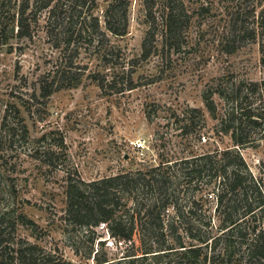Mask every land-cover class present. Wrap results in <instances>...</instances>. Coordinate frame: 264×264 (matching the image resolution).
<instances>
[{
  "label": "rangeland",
  "instance_id": "obj_1",
  "mask_svg": "<svg viewBox=\"0 0 264 264\" xmlns=\"http://www.w3.org/2000/svg\"><path fill=\"white\" fill-rule=\"evenodd\" d=\"M8 1L11 10L22 2ZM114 1L99 0L94 11L109 43H85L78 57L86 76L99 74L110 86L105 91L85 76L75 88L59 91L48 100L39 97L42 77L59 58L46 33V12L37 14L31 37L13 38L0 46V215L17 218L22 214L33 222L17 223L15 234L7 226L1 238L10 244L13 238L28 241L72 264L93 262L75 255L76 245H88L85 232L67 228L64 221L67 172L76 170L91 182L148 172L159 164L230 147L229 137L218 134L224 103L214 96L218 117L213 119L203 102L204 91L230 77L237 82L264 81L259 43L232 54L223 51L230 2L185 0L192 19L184 31L182 51L177 53L165 47L166 0H130L129 27L123 36H114L105 27V11ZM206 7L210 13L203 11ZM154 23L158 33L152 53L143 58V43ZM129 81L134 89H126ZM190 108L205 115L192 120ZM24 127L29 130V143ZM247 132L254 138L261 136L258 128ZM61 138L66 149L54 146ZM138 141H144V150L134 148ZM51 150L55 155L49 154ZM242 155L264 190V140L242 150ZM205 189L195 197L201 203L199 209L212 219V225L219 226L216 198L209 196L216 192L214 184ZM104 229L98 230L101 240L109 239ZM118 245L113 239L107 244V252L115 258L126 247L124 242ZM53 261L62 264L56 258Z\"/></svg>",
  "mask_w": 264,
  "mask_h": 264
},
{
  "label": "trees",
  "instance_id": "obj_2",
  "mask_svg": "<svg viewBox=\"0 0 264 264\" xmlns=\"http://www.w3.org/2000/svg\"><path fill=\"white\" fill-rule=\"evenodd\" d=\"M99 0H22L14 10L8 0H0V46L13 38H29L37 14L46 12V33L59 52L53 70L42 77L39 97L48 100L53 94L81 84L87 69L78 64L85 43H109L98 16L94 14ZM228 33L223 51L232 54L241 47L259 43L264 54V0H226ZM185 0H166L164 20L165 47L180 53L185 44L184 31L192 16ZM257 2V5L254 3ZM130 0H115L105 11V27L114 36H123L129 27ZM210 13L211 8H203ZM152 17V12H150ZM150 25L143 43V58L152 53L158 33ZM87 79L107 86L99 74ZM126 89H134L133 82ZM124 91V90H122ZM224 103V118L218 134L229 137L230 147L206 152L191 159L159 164L148 172L120 174L86 182L75 170L67 172L66 227H79L88 245H76L75 255L93 264H264V190L242 155V150L264 140V81L237 82L230 77L209 87L203 102L213 119L218 117L214 96ZM36 100V93L32 95ZM45 104V102H44ZM256 105V106H255ZM191 119L204 116L200 109L187 110ZM250 128H258L254 138ZM29 143V130L24 127ZM47 138V137H44ZM53 146V145H52ZM55 147L66 149L61 138ZM49 154L55 155L51 150ZM214 184L219 226L202 213L196 194ZM171 210L173 212H171ZM201 211V212H198ZM206 221V222H205ZM31 224L24 215L17 218L0 215V264H72L63 256L47 253L30 242L13 244L1 238L9 226L15 234L17 223ZM108 232L102 239L98 230ZM126 244L121 257L107 252L108 241ZM87 250V252L81 251ZM43 256H42V255ZM55 264V263H54Z\"/></svg>",
  "mask_w": 264,
  "mask_h": 264
},
{
  "label": "built area",
  "instance_id": "obj_3",
  "mask_svg": "<svg viewBox=\"0 0 264 264\" xmlns=\"http://www.w3.org/2000/svg\"><path fill=\"white\" fill-rule=\"evenodd\" d=\"M134 148H135L136 150H138V151H142V150H144V148H145V143H144V141H138V142L134 143Z\"/></svg>",
  "mask_w": 264,
  "mask_h": 264
}]
</instances>
